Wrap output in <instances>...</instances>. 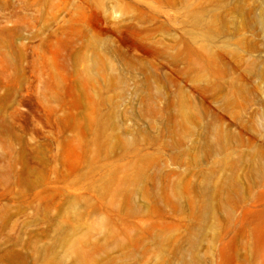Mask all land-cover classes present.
<instances>
[{
  "label": "rangeland",
  "instance_id": "obj_1",
  "mask_svg": "<svg viewBox=\"0 0 264 264\" xmlns=\"http://www.w3.org/2000/svg\"><path fill=\"white\" fill-rule=\"evenodd\" d=\"M0 264H264V0H0Z\"/></svg>",
  "mask_w": 264,
  "mask_h": 264
}]
</instances>
